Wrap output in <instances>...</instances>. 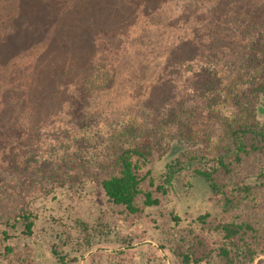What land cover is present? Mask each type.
Masks as SVG:
<instances>
[{
    "label": "trees",
    "instance_id": "1",
    "mask_svg": "<svg viewBox=\"0 0 264 264\" xmlns=\"http://www.w3.org/2000/svg\"><path fill=\"white\" fill-rule=\"evenodd\" d=\"M259 113L264 0H0V179L13 174L23 196L0 215V264H37L12 243L34 234L36 200H79L90 188L131 233L78 220L69 251L114 239L103 249L133 255L140 227L154 223L149 209L194 178L217 214L183 223L171 212L157 242L166 258L148 261L253 264L264 256ZM210 123L224 130L216 148L195 140ZM69 251L51 252L77 263Z\"/></svg>",
    "mask_w": 264,
    "mask_h": 264
},
{
    "label": "rangeland",
    "instance_id": "2",
    "mask_svg": "<svg viewBox=\"0 0 264 264\" xmlns=\"http://www.w3.org/2000/svg\"><path fill=\"white\" fill-rule=\"evenodd\" d=\"M146 112L148 111L146 110ZM259 112L261 113V111ZM260 113L258 114L259 119L264 120V114ZM199 126L195 127V140L197 142L213 148L224 144L225 135L221 124L210 123L202 125L200 128ZM13 177L14 175L8 172H4L1 175L0 215L12 214L18 205H21L23 196H20L19 192H17L16 187L19 184ZM27 196L30 197L29 194ZM34 207L35 212L38 214L34 234L29 238L19 236L12 243L20 247L27 246L37 264H60L51 252L53 245L57 244L61 250L65 251L77 248L75 240L78 237L74 226L78 220L87 223L89 226L105 229L110 227L112 230H119V234L122 236H127L129 235L128 233H131L130 229L122 226L123 220L118 214V208L108 204L103 193L96 192L92 188L88 189L86 195L79 200H76V198L72 200L66 198L52 200L49 197L48 199L36 200ZM148 212H150L154 223L140 227L146 234V238L136 245L138 249L133 252V255L122 258L112 256L110 251L104 250L103 246L107 248L116 246V242L113 239L109 244L103 241L100 251L94 248L84 253L81 252V256V253L69 251L71 255L79 257V261L72 264H170L168 260L158 258H155L154 261H148L152 255L157 256V254L166 258L165 254L157 248V242H162L166 238L163 231L171 227L173 223L171 222L170 213L178 214L183 223H186L205 213H210L214 217L217 214V208L209 200L207 184L200 178H194L192 179V188L190 190H184L178 185L173 194L164 198L161 208L149 209ZM69 234L72 238H68ZM112 237H115L114 233L109 236V238ZM64 243L67 245H64ZM105 252L109 255L106 256ZM136 254L142 256L141 263L138 259L136 260ZM260 257L264 259V256Z\"/></svg>",
    "mask_w": 264,
    "mask_h": 264
},
{
    "label": "water",
    "instance_id": "3",
    "mask_svg": "<svg viewBox=\"0 0 264 264\" xmlns=\"http://www.w3.org/2000/svg\"><path fill=\"white\" fill-rule=\"evenodd\" d=\"M260 259H262V257L257 258V259L253 262V264H257V262H258Z\"/></svg>",
    "mask_w": 264,
    "mask_h": 264
}]
</instances>
